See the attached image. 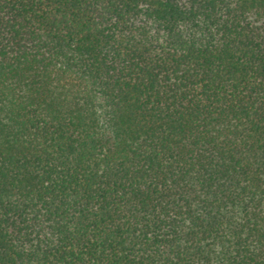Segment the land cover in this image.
Listing matches in <instances>:
<instances>
[{
	"label": "trees",
	"instance_id": "16d2710c",
	"mask_svg": "<svg viewBox=\"0 0 264 264\" xmlns=\"http://www.w3.org/2000/svg\"><path fill=\"white\" fill-rule=\"evenodd\" d=\"M0 264H264V0H0Z\"/></svg>",
	"mask_w": 264,
	"mask_h": 264
}]
</instances>
